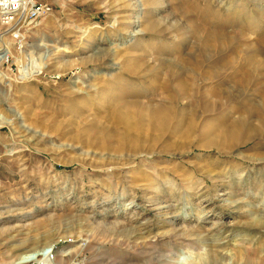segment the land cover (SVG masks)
Instances as JSON below:
<instances>
[{"label":"rangeland","instance_id":"obj_1","mask_svg":"<svg viewBox=\"0 0 264 264\" xmlns=\"http://www.w3.org/2000/svg\"><path fill=\"white\" fill-rule=\"evenodd\" d=\"M36 1L50 11L0 22V264H264L260 115L233 136L239 115L202 100H260L264 68L240 74L264 29L199 51L230 4L264 25V0Z\"/></svg>","mask_w":264,"mask_h":264},{"label":"bare ground","instance_id":"obj_2","mask_svg":"<svg viewBox=\"0 0 264 264\" xmlns=\"http://www.w3.org/2000/svg\"><path fill=\"white\" fill-rule=\"evenodd\" d=\"M221 1H222V5H224V6L227 5L225 0H221ZM262 1L263 0H257L256 2L260 4ZM234 5L237 6V8H233L232 6H234ZM228 10L231 13V15L228 18H226V20L223 24L229 28L231 27L232 30L230 31V30L224 29L223 30L224 36H221L219 39H216L215 37H212V36L206 37L205 40L200 44V47L198 46L199 51H201L205 55V57H207V58L212 57L216 53L219 54L220 51H222V49H225L229 45L233 44V39L235 38V36L237 34L234 29L235 28L239 29V26L241 23H243V21H245V20L249 21L250 24H249V27H246L244 30H241L242 28L239 29V32H240L242 37H246L248 35V33H255L256 31H259L260 29H264L263 24L257 23V21H255V19H253L252 10H250V8L247 6L246 3L242 2V1H238L237 4H230V6L228 5ZM243 18H245V19H243ZM20 27H23V25H21ZM220 34H219V36H220ZM243 45L248 50H252L253 48H256L257 51H260L261 49L264 48V33H262L258 37V39L256 40V42L254 44H252V43L250 44V42L249 43L244 42ZM253 51H254V49H253ZM236 59L237 58H235V60ZM247 60H248V65L250 64L252 66H249L248 68H246L248 70H246L245 72H242L240 74V79L244 80V81L253 72H255V71L257 72V71H259V69L261 70L262 68H264V59L259 62L256 59H254L253 57H248ZM222 62H224V65H226L225 64L226 61L223 60ZM33 67H35V66H33ZM251 68H253V69H251ZM225 69H226V67H225ZM33 71H34V68H33ZM39 72L40 71H36V74ZM192 72H189L190 78L195 79L197 71L193 70ZM218 73H219V71L215 70L214 74H213L214 77H217ZM205 75H206V78L208 79V77H207L208 74L206 73ZM213 75L211 74L210 76H213ZM238 84H240V83H238ZM174 85H175L174 86L175 93L177 95H180V96H185L190 91V89H192V86H190V84L186 80H183L181 77H179V75L176 78ZM228 88H230V87H228ZM234 89H236V90H234ZM234 89H233L234 91L231 89H219V88L207 90V92L202 94V100H204V101L206 100V98H204V97H209L210 98L209 100H211V98H213L212 99L213 102H215V104L218 103L219 104L218 106L221 109H228L229 114L237 113L239 115V119L235 120L233 125L229 126V127H231V129L227 130V132H229L230 135H233V134H235L237 136L238 135H244V134L248 135V132H249L248 129H249L250 122H249L248 118H243V115H245V114H248V115H253L256 113L259 114L260 115V123H261L260 129L262 131L264 129V92L261 93L259 101H256L255 99H249V100L246 99V101L242 105L237 106V105H234L235 102L237 100L243 99L241 96V92H240L242 90L238 89V87H235ZM246 91H248V90H246ZM235 93H237V94H235ZM200 94H201V92H200ZM223 98H224V100H223ZM209 104H210V102H209ZM210 106L214 107V109H217V107L215 105H213L212 103L210 104ZM235 126H238L239 128H236ZM26 252H28V251H26ZM44 257H45L44 255H39L34 259L41 260ZM34 259H30L28 257H24V258L22 257L20 262L29 263V262H32V260H34Z\"/></svg>","mask_w":264,"mask_h":264},{"label":"built area","instance_id":"obj_3","mask_svg":"<svg viewBox=\"0 0 264 264\" xmlns=\"http://www.w3.org/2000/svg\"><path fill=\"white\" fill-rule=\"evenodd\" d=\"M50 9L49 3L36 0H0V22L4 26H21L38 19Z\"/></svg>","mask_w":264,"mask_h":264}]
</instances>
